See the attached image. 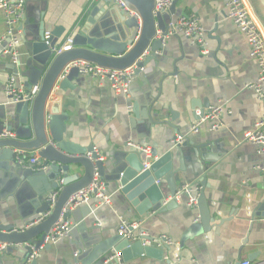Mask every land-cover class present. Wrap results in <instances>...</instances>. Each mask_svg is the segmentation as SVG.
Listing matches in <instances>:
<instances>
[{"label":"crops","instance_id":"1","mask_svg":"<svg viewBox=\"0 0 264 264\" xmlns=\"http://www.w3.org/2000/svg\"><path fill=\"white\" fill-rule=\"evenodd\" d=\"M176 1L175 12L167 11L164 21L168 25L182 16H195L206 31V55L184 35L169 36L157 58L135 77L129 97L116 95L108 84L99 86L80 74L69 81L65 90L58 88L52 95L50 103H59L67 116L66 140L83 148L94 145L105 164L107 179L102 182L112 205L99 206L96 200L88 205L92 213L83 217V229L75 231L81 239L78 244L84 248L79 251L70 236L41 250L30 261L25 245H11L0 252V264H83L95 245L90 240L100 243L119 237L122 220L141 222L138 231L145 236L156 239L165 235L176 244L165 251L163 260L143 256L123 264H264V217L255 216L264 201V177L254 169L262 159L256 146L244 140L245 133L264 116V103L247 88L257 79V65L249 55L245 37L227 19L225 0ZM246 1L264 27V15L256 0ZM25 2V17L13 35L18 40L13 54L17 56L16 63L13 55L5 52L13 44H0V130L6 127L5 114L15 102L6 94L8 81L15 78L16 87L26 94L24 75L33 69L20 26L28 29L27 19L31 25L38 19L48 33L61 27L63 44L91 5V0ZM7 32L5 15L0 10V37ZM39 84L36 81L32 89ZM221 103L229 111L222 118L221 129L210 132L206 125L198 134H192L196 114L205 105ZM149 111L153 123L148 118ZM179 134L186 137L189 147L173 159L176 183L180 188L192 186L193 195L204 190L213 219L210 229L205 226L206 231L199 209L187 205V195L175 208H168L171 200L166 196L160 209L141 217L115 183L109 182L113 165L128 151L130 143L163 154ZM196 149L207 155L193 157L191 152ZM184 168L194 174L191 180L178 173ZM75 169L84 174L82 168ZM199 179H204L205 189L198 186ZM5 181L0 171V223L16 224L18 231H23L32 225L22 221L30 213L27 202L15 196L11 188L6 189ZM161 189L169 194L166 178L161 181ZM83 214L86 211H78L68 222ZM105 264L120 263L111 260Z\"/></svg>","mask_w":264,"mask_h":264},{"label":"water","instance_id":"2","mask_svg":"<svg viewBox=\"0 0 264 264\" xmlns=\"http://www.w3.org/2000/svg\"><path fill=\"white\" fill-rule=\"evenodd\" d=\"M123 1L137 13L139 19L116 8V0H99L98 4L89 5L82 20L76 23L70 33L72 50L58 56L53 54L52 48H59L61 45L63 28L57 27L46 39L47 32L38 19H34L33 25L27 19L26 25H30L28 29H24L23 25L20 26L24 32L21 39L29 52L30 67L32 66L33 69L29 68L27 75H24L27 79V98L18 103L14 102V108L7 111L4 117L6 127L3 130L15 132L16 139L0 140V171L7 179L4 182L6 189L11 188L15 196L27 202L30 213L22 218V221L29 225L41 218L43 220L23 231H18L16 224L0 223V243L10 246L25 245L26 257L29 259L60 220L66 222L78 211L81 213L86 211V214L74 218L76 227L71 236L74 246H78L79 251L84 248L78 244L81 239L76 236L75 231L83 229L85 224L81 221L83 217L92 213L91 208L87 205L72 211L67 209V204L72 196L88 188L95 173L101 181L107 179L105 164L100 160L95 146L83 148L67 141L65 127L67 116L61 112L59 103H50L56 85L59 89L65 90L69 86V81L79 75L75 68L65 73L67 66L75 61H84L103 68L126 70L137 64L138 69L135 72L137 76L163 50L165 38L168 36V26L164 21L166 12L154 13L155 0ZM256 2L264 15V0H256ZM176 3L177 1L168 13L175 12ZM158 32L162 37L158 38ZM11 43L12 38L8 36L5 47ZM146 51L149 55L141 60ZM15 74L18 75V72L16 71ZM36 81L40 82V90L32 98L31 90ZM10 99L13 101L11 97ZM210 107L205 105L196 114V120L204 116ZM149 117L153 123L151 111ZM3 130H0V133ZM188 143L185 140L176 147L170 145L163 154L153 150L152 158L155 160L152 161L149 169H145L147 162L145 155L127 144L130 150L127 148L128 151H125L113 165L109 182L115 183L141 217L157 207L160 209L167 197L171 200L167 205L168 208H175L178 205L175 195L181 188L176 183L177 175L173 171V159L177 153L183 155V149L189 147ZM16 150L37 153L39 163L45 169L40 171L23 169L16 162ZM201 151L203 153L198 152L197 149L193 150L191 155L193 157H198L199 154L207 155L206 152ZM1 163L5 164L6 168L2 167ZM78 167L84 170L83 175L75 169ZM179 172L185 174V180H191L194 175L185 168ZM163 178H166L169 186L168 195H165L161 189ZM197 184L205 189L204 179H199ZM57 190H60V194L52 204L50 198ZM197 208L202 227L206 231L205 226L210 229L209 224L213 219L209 213L204 190L200 191ZM255 216L264 217V201L257 207ZM133 235L135 241L124 236L100 243L91 239V245H95L83 264H105L116 255H119L122 264L143 256L163 260L165 251L171 249L164 244L161 247L146 244L147 241L153 242L154 239L142 236L139 231H133ZM50 247L51 245H47L45 249Z\"/></svg>","mask_w":264,"mask_h":264},{"label":"built area","instance_id":"3","mask_svg":"<svg viewBox=\"0 0 264 264\" xmlns=\"http://www.w3.org/2000/svg\"><path fill=\"white\" fill-rule=\"evenodd\" d=\"M175 1L176 0H155L154 13L157 14L161 11H169ZM97 2H99V0H91V4ZM116 5L120 10L125 11L131 16L139 19L137 13L131 10L123 0H116ZM25 6V0H0V10H2L5 15V22L8 29L7 34L0 37V44L4 43L8 36H11L13 44L11 48L5 50L7 54L13 55L15 53V48L18 44V40L17 38H13V35L16 33L17 27H19L25 17ZM225 6L227 11V19L230 20L232 24L239 30V32L245 37L249 47V55L251 59L256 63L258 68V76L256 81L248 85L247 88L252 90L257 95L259 100L264 103V27L246 0H225ZM167 26L168 36L166 38L179 34L184 35L194 44L199 46L203 55L207 54L208 49L206 47L205 41L206 31L195 16H182L176 21H170ZM49 37L50 33L47 32L46 39H48ZM160 37H162V35L160 34V32H158V38ZM71 50V37H68V39L59 46V48H52V52L55 56L61 55L62 53L69 52ZM147 55H149L148 51L145 52L141 60H143V58ZM16 62L17 56L13 55V63ZM73 68L77 69L79 74L83 77L94 80L99 86H102L104 83L108 84L116 95H123L125 97H129L131 94V86L136 77L135 72L138 69L137 64L126 70H114L103 68L101 66L84 61H75L67 66L65 73H68ZM39 90L40 85L34 87L31 90V97L34 98L38 94ZM57 90L58 86L56 85L54 88V93ZM6 94L17 103L27 98V95L21 89L16 87V79L13 77H11L7 83ZM228 113L229 111L226 110L225 105L222 103L211 106L205 112L204 116L193 123L191 127V133L198 134L201 131L202 127L206 125L208 126L210 132H215L221 129V127L223 126L222 118L225 114ZM6 139H16V134L14 132L4 130L0 133V140ZM185 140V136L178 135L173 140L172 145L176 147L177 145H181L182 143H184ZM244 140L256 146L257 154L261 157L262 160L260 164L254 166V169L264 177V116L257 121L251 131L245 133ZM129 145L136 151L141 152L145 155V158L147 160L145 169H149L153 161L152 148L148 146H140L133 143H130ZM100 160L102 159L100 158ZM16 162L23 169H31L33 171H40L45 169L39 163V157L37 153H27L24 150H17ZM193 192L194 189L192 186L185 185L181 188L180 191L177 192V194L175 195V200L180 203L183 196L187 195V205L189 207L197 208L200 192L198 193V195H193ZM59 194L60 190H57L51 196L50 200L52 204L55 203ZM94 200L97 201V205L99 206L112 205L111 197L106 194L105 185L100 180L97 173H95L94 179L88 186V188L78 192L71 197L70 201L67 204V209L73 211L82 206L89 205ZM42 220L43 218L37 220L29 227L37 225ZM140 226L141 222L130 223L122 220L119 227V235L135 241L136 239H134L133 231H138L140 229ZM75 227L76 225L73 222H65L63 220L59 221L53 227L51 232L46 236L40 248L38 250H34L32 256L30 257V261H32L36 257L38 252L45 249L47 245H54L60 240L68 239ZM141 235L145 236L144 233H141ZM146 244H153L156 247H161L163 244L168 245L169 247L176 245L172 241V239L165 235L154 239L153 242L147 241ZM9 246L10 245L0 243V252L5 251ZM75 258H78L77 253H75ZM111 260L119 261L120 263L119 255H116L109 259V261ZM76 264L80 263L77 262ZM240 264H251V262L243 261Z\"/></svg>","mask_w":264,"mask_h":264}]
</instances>
